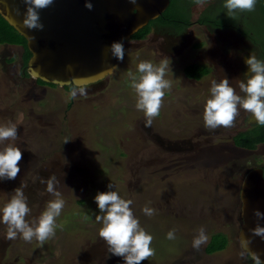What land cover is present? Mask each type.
I'll use <instances>...</instances> for the list:
<instances>
[{
	"label": "rangeland",
	"instance_id": "1",
	"mask_svg": "<svg viewBox=\"0 0 264 264\" xmlns=\"http://www.w3.org/2000/svg\"><path fill=\"white\" fill-rule=\"evenodd\" d=\"M159 41L150 33L141 41L124 42V60L104 85L76 87L74 98L66 87L24 80L22 47L0 45V126L11 122L19 135L0 142V150L11 143L23 154L17 178L0 180V214L14 189L23 186L31 209L26 220L36 222L56 198L42 182L51 175L65 201L55 236L43 244L19 235L7 239V225L0 222V264H124L108 253L99 237L102 225L95 220L94 197L109 191L110 183L111 190L133 202L141 227L153 236L155 255L142 264H245L238 240L240 188L244 171L262 157L255 159L233 144L235 126L205 127L204 108L218 75L210 72L201 82H190L182 76L186 61L165 56ZM141 61H168L171 68L165 78L172 87L150 127L136 108L128 76L138 75ZM145 206L155 214L145 215ZM201 227L208 240L196 250L193 239ZM171 230L174 240L167 239ZM217 232L226 235L227 245L207 253Z\"/></svg>",
	"mask_w": 264,
	"mask_h": 264
},
{
	"label": "clouds",
	"instance_id": "2",
	"mask_svg": "<svg viewBox=\"0 0 264 264\" xmlns=\"http://www.w3.org/2000/svg\"><path fill=\"white\" fill-rule=\"evenodd\" d=\"M194 2L203 5L207 0H194ZM24 3L26 5L24 25L29 30H42L40 11L51 7L54 0H24ZM256 3L257 0H225L223 7L227 10V16L233 18L237 12L254 11ZM85 7L91 11L93 5L86 0ZM109 51L113 58L122 62L125 57L123 39L113 42L109 46ZM245 64L249 72L240 80L239 92L230 85L226 77L219 83L215 80L211 82V96L206 101L203 115L206 128L214 130L218 127H233L240 109L250 113L257 123L264 125V60L258 59L251 52L245 59ZM168 70H171L168 61L160 65L141 61L137 66L138 75L128 73L131 87L137 94L136 108L143 111L146 117L145 127H150L153 119L160 115L165 91L172 87V82L165 78ZM75 95L76 90L73 89V98ZM18 137V127L15 124L9 122L0 126V142L15 141ZM22 158V150L14 144L9 143L0 150V180H15L21 171L19 164ZM42 182L46 183L47 192L56 198L48 202L36 222L29 223L26 220L31 209L23 186L15 188L14 195L4 205L0 222L7 225V239L14 240L19 235L26 242H31L35 238L43 244L55 236L56 219L60 216L65 201L57 191L59 181L55 175L49 176ZM108 188L109 191L98 192L94 197L99 209L95 220L102 225L99 229V237L107 244L108 253L121 257L124 264H142L155 255V250L151 247L153 236L141 227L130 207L133 202L121 198L117 191L111 190L113 189L111 183ZM143 212L152 216L155 214V209L145 206ZM254 215L258 219H264V213L259 210H255ZM252 234L264 239V227L257 224L252 229ZM167 239H176L175 230L167 233ZM207 240L205 229L201 227L198 235L193 239V248L199 250ZM248 254L251 255L254 264H264L257 253L249 251Z\"/></svg>",
	"mask_w": 264,
	"mask_h": 264
},
{
	"label": "water",
	"instance_id": "3",
	"mask_svg": "<svg viewBox=\"0 0 264 264\" xmlns=\"http://www.w3.org/2000/svg\"><path fill=\"white\" fill-rule=\"evenodd\" d=\"M54 0L40 11L42 30H29L23 23L24 0H0V15L26 40L30 56L25 68L29 78L59 86L87 85L111 74L118 60L109 46L125 40L158 18L170 0ZM239 246L255 252L264 262V239L252 234L264 219V170L254 167L243 176L240 188ZM253 260V259H252Z\"/></svg>",
	"mask_w": 264,
	"mask_h": 264
},
{
	"label": "flooded vegetation",
	"instance_id": "4",
	"mask_svg": "<svg viewBox=\"0 0 264 264\" xmlns=\"http://www.w3.org/2000/svg\"><path fill=\"white\" fill-rule=\"evenodd\" d=\"M171 1L158 18L151 20L150 31L147 35L158 34L159 50L167 57H174L177 61H186L183 68L199 65L208 69V72L200 78L189 76L183 71L182 76L190 82H201L203 76L214 72L218 75L217 83L226 77L230 85L239 92V82L249 72L245 64L249 53L253 52L258 59L264 60V0H257L254 11L237 12L233 18L227 16V10L223 7L225 0H207V3L203 5H197L194 0H173V4ZM167 9L171 10L173 16L168 15ZM145 37L140 39L131 35L123 41L138 42ZM21 65L22 61L20 67ZM118 67L119 60L113 71ZM110 75L78 87L104 85L105 78ZM20 76L26 81L33 79L25 75ZM76 87L71 86L69 89L73 91ZM234 126L232 141L233 136L240 133L264 128V125L257 123L251 114L243 109H240ZM234 145L240 151H248L255 159L262 157L260 160L256 159L244 171L243 176L247 170L254 167L264 170V149H260L264 147V142L254 149ZM260 145L261 147L257 149ZM244 257L245 264L253 261L247 255Z\"/></svg>",
	"mask_w": 264,
	"mask_h": 264
},
{
	"label": "trees",
	"instance_id": "5",
	"mask_svg": "<svg viewBox=\"0 0 264 264\" xmlns=\"http://www.w3.org/2000/svg\"><path fill=\"white\" fill-rule=\"evenodd\" d=\"M176 1V0H175ZM173 4V0L171 1ZM168 15L173 16L171 14V10L167 9ZM150 23L151 21L144 26L143 28L139 29L136 33H134L133 37L136 38H144L147 33L150 31ZM1 44H14L20 45L23 49L21 60L22 65L20 67V74L28 76L26 72V62L30 56V52L26 47V40L22 35H20L12 26H10L0 15V45ZM9 60H13V58H9ZM191 68V69H190ZM198 70L196 73L194 71ZM184 72L189 76H194L196 78H200L203 74L208 72V69L199 65H191L187 66L184 69ZM35 81L39 84H47L50 86H55L52 83H46L40 79H35ZM66 88H71V86L67 85L64 86ZM256 132V133H255ZM233 142L239 147L254 149L260 143L264 142V128L260 130H251L244 133H240L237 136H233ZM228 239L224 233L217 232L211 235L208 244L205 247V251L207 253H213L216 251L223 250L227 245ZM249 264H254V261L250 262Z\"/></svg>",
	"mask_w": 264,
	"mask_h": 264
}]
</instances>
